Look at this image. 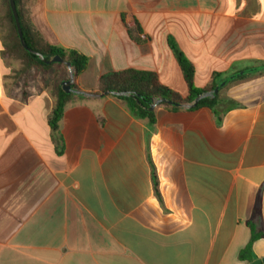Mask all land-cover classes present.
Here are the masks:
<instances>
[{"label":"crops","instance_id":"obj_1","mask_svg":"<svg viewBox=\"0 0 264 264\" xmlns=\"http://www.w3.org/2000/svg\"><path fill=\"white\" fill-rule=\"evenodd\" d=\"M31 19L50 44L90 57L75 79L90 93L108 68L138 69L186 97L170 39L199 88L264 64V0H35ZM1 50L0 264L251 263L239 255L250 222L264 232V74L227 95L242 107L221 126L208 108L157 107L150 131L116 98L85 97L64 112L60 151L56 68L20 74ZM252 255L264 258V238Z\"/></svg>","mask_w":264,"mask_h":264},{"label":"trees","instance_id":"obj_2","mask_svg":"<svg viewBox=\"0 0 264 264\" xmlns=\"http://www.w3.org/2000/svg\"><path fill=\"white\" fill-rule=\"evenodd\" d=\"M34 3L35 0H15L16 10L20 18L23 36L27 46L30 49L41 53L48 60L52 57L60 56L64 59V61L70 62L74 70V75L78 78L89 68L91 62L90 57L82 54L78 50L52 45L46 41L41 33L36 29L31 19V10ZM0 5H2L5 9V14L0 17V21H3L4 23L2 25L3 28L1 29L3 41L1 56L10 57L11 59L18 61L20 63V74H25L33 69L40 72H49L50 70L56 68L54 78L49 87L50 94L54 99V106L49 115L48 124L52 130L54 139H58V150L60 149V151H62L63 139L60 135V126L63 120L64 112L69 104L84 100L85 97L67 94L63 91L61 84L68 77L66 65L61 63L47 64L41 61L36 55L29 53L21 44L14 15L10 6V0H0ZM130 35L132 38L137 40L133 31H130ZM169 45L180 65L188 87V95L186 97H183L178 92L162 84L157 73L147 70L126 69L114 71L113 69L108 68L106 73L100 77L97 84L98 93L106 91L113 93L110 96L116 98L120 103H122L134 118L146 122L150 131L155 129L157 121L156 110H148L154 100L165 99L174 103V105H171L167 102H161L158 105V108L168 111L185 110V108L178 105L191 103L199 94L213 90L223 80L228 78L222 77L219 73H214L210 83L205 88L197 87L195 84L196 69L194 65L181 52L173 39H170ZM254 74L261 75L264 74V71L246 74L229 82L219 91V94L216 97L203 98L190 110H198L201 108L210 109L214 115L216 124L221 126L228 112L242 107L235 100L224 94L225 89L228 88L230 84L242 81ZM73 87L75 89H79V86L76 83ZM122 93H130L134 96H122ZM100 122L103 123L102 118H100ZM149 160L152 167L154 190L156 196L162 202L157 171L150 155ZM249 227L251 229L250 241L239 255L241 260L248 263L253 261L252 246L254 242L264 238V232L258 230L255 223L250 222Z\"/></svg>","mask_w":264,"mask_h":264},{"label":"water","instance_id":"obj_3","mask_svg":"<svg viewBox=\"0 0 264 264\" xmlns=\"http://www.w3.org/2000/svg\"><path fill=\"white\" fill-rule=\"evenodd\" d=\"M10 6H11V9H12V12H13V15H14V19H15V23H16V26H17L18 34H19V37H20V40H21V44L23 45V47L29 53H32V54L36 55L41 61H43V62H45L47 64L61 63V64H65L66 65L67 70H68V77L61 84L62 89H63V91L65 93H67V94H74V95L83 96V97H104V96H108V95L113 94V93H111L109 91H106V92H103V93H90V92L83 91L81 89H75L73 87V85L75 83L76 77L74 75V70H73V68L71 66V63L64 61V59L61 58L60 56H55V57H52V58H50L48 60L41 53L30 49L27 46V44L25 42V39H24V36H23V32H22V28H21V24H20V18H19L18 12L16 10L15 0H10ZM259 71H264V64L263 65H260L258 67H254V68H251V69H246V70H243V71H239V72H237L235 74H232L228 78H226L225 80H223L213 90L207 91V92H203V93L199 94L191 103L181 104V105H178V106L183 107V108H186V109H191V108L195 107L199 103V101L201 99H203V98H214V97H216L219 94V91L221 89H223L229 82H231V81H233L235 79H238L239 77L244 76L246 74H250V73H254V72H259ZM121 95L122 96H129V95H133V94H130V93H122ZM161 102H167V103H169L171 105H174V103L171 102V101H167L165 99H156V100H154V102L152 103V105L148 108V110L149 111L155 110ZM250 264H264V258L257 259L255 261L251 262Z\"/></svg>","mask_w":264,"mask_h":264},{"label":"rangeland","instance_id":"obj_4","mask_svg":"<svg viewBox=\"0 0 264 264\" xmlns=\"http://www.w3.org/2000/svg\"><path fill=\"white\" fill-rule=\"evenodd\" d=\"M4 14H5V9H4V7L2 5H0V17H2ZM3 24H4L3 21H0V45L1 46H2V43H3V41H2V34H1V29L3 28L2 27ZM251 78H252V76L249 77V78H247L246 80H250ZM239 83H240V81L234 82V83L230 84L228 86V88L225 89L224 94L226 96L228 94H230V93L233 94V95H235V96L238 95L239 93L236 92V89H237Z\"/></svg>","mask_w":264,"mask_h":264}]
</instances>
